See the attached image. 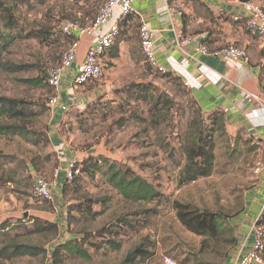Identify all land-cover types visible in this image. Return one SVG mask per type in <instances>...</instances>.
Segmentation results:
<instances>
[{"label": "rangeland", "instance_id": "obj_1", "mask_svg": "<svg viewBox=\"0 0 264 264\" xmlns=\"http://www.w3.org/2000/svg\"><path fill=\"white\" fill-rule=\"evenodd\" d=\"M98 2H12L13 6L18 4V40L4 54V61L21 69L9 72L0 68V96L23 99L39 114L28 121H14L33 132V139L0 134V153L14 157V161L5 159L3 165V175L11 177V182L0 184V223L9 220L13 229L9 228L10 235L6 236L0 232V248L18 242L37 245L43 253L21 256L6 248L0 264H54L51 252L61 242L89 235L90 241L100 245L107 236L99 232L115 225L123 232L116 237L122 244L120 250L110 246L97 249L87 241L89 259L64 255L58 264L117 263L140 243L152 253L145 264H164V256L173 257L179 264H226L238 255L233 221L248 207L260 178L256 168L261 146L247 132L232 134L225 120L213 125L181 81L147 63L133 67L124 62L113 64V84L86 106L75 104L59 113L60 103L48 104L51 95L60 96V89L55 91L46 83L48 69L59 64L68 45V40L57 33L56 16L80 20L81 13L82 17H91ZM35 79L39 83H34ZM89 85L104 84L99 80ZM199 122L203 132L211 130L214 135V172L182 184L181 172L187 161L184 144L190 134L198 133ZM58 135L63 143L55 147L53 139ZM67 149L81 163L95 158L103 164L107 158L131 167L159 187L164 197L151 203L128 202L93 162L87 163V171L75 181L64 184L59 204L37 197L35 178L41 176L55 183ZM176 201L219 215L222 231L218 237L188 230L178 218ZM145 209L150 210L146 215L142 213ZM125 216L135 229L119 221ZM36 218L44 222L43 226L57 223V230L35 231Z\"/></svg>", "mask_w": 264, "mask_h": 264}, {"label": "crops", "instance_id": "obj_2", "mask_svg": "<svg viewBox=\"0 0 264 264\" xmlns=\"http://www.w3.org/2000/svg\"><path fill=\"white\" fill-rule=\"evenodd\" d=\"M104 1L99 0L91 17H82L78 13L79 21L83 25L90 24ZM256 1L264 6V0ZM133 8L138 24L144 22L154 31L159 64L180 78L202 113L222 112L228 131L232 134L247 132L261 146V158L258 162H262L263 166L259 170V182L253 188L248 207L233 221L239 241L237 255L244 246V249L251 247L254 224L264 209V33L254 34L248 29L241 1L135 0ZM122 19L121 8L115 7L109 24L82 35L80 31L75 32L79 46L76 61L62 80L58 96L59 113L62 109L69 110L75 104L80 108L86 106L96 96L109 90L114 80L112 67L106 68L104 77L100 79L104 85L92 87L89 83L77 93H72L70 85L88 49L111 25ZM188 36L205 44L211 53L198 52L195 42L183 43ZM229 44L244 48L249 60H236L214 54V51ZM118 46V56L107 57L114 65L124 62L133 67L146 63L141 51L139 32L128 29L119 39ZM61 143L60 135L53 139L55 147ZM64 155L53 188V199L58 204L66 182L65 170L69 160L74 157L68 149ZM261 223L264 225V215ZM235 260L236 257L229 258L226 264H234Z\"/></svg>", "mask_w": 264, "mask_h": 264}, {"label": "trees", "instance_id": "obj_3", "mask_svg": "<svg viewBox=\"0 0 264 264\" xmlns=\"http://www.w3.org/2000/svg\"><path fill=\"white\" fill-rule=\"evenodd\" d=\"M12 2L13 0H0V68L9 72H17L21 69V66L10 65L6 61H4V54L9 50L10 46H12L18 40V17L16 14L18 4H14L13 6ZM119 27V35L117 36L112 47L109 49L107 57L115 58L118 56L119 39L123 37L124 34H126L128 29H133L135 32H139L140 30V24H138L134 14H129L128 16L123 17V19L119 22ZM57 33L61 34L60 32ZM64 37L68 40V43L73 40L72 37ZM112 65L113 63L109 61L107 69L112 67ZM161 74H164L168 77H174L181 81L179 77L174 76L169 72ZM46 78H48V74ZM34 81V83H39L38 79H35ZM46 83L49 86L47 81ZM38 114V111L34 110L33 106L23 99L0 96V134H18L23 136L27 140L33 139V132L29 131L27 128L22 127L21 125L14 124V121H28L32 118H36ZM208 116V118L212 120L213 125L222 123L225 120L224 114L220 111L208 113ZM4 118H7L12 123L9 121H3ZM201 124L202 123L199 122L198 133L190 134V138H188L189 142L184 144V151L187 156V161L183 166L181 172L182 184H188L190 182L196 181L201 177H208L214 172L216 145L214 135L211 133V130L208 133L206 132V130H204L203 132L202 128H200ZM11 158L12 157H10L9 155H3L0 153V184L2 182H11L12 180L11 177L6 178V173H4L3 175L4 160H8ZM12 161H14V157L12 158ZM103 161L104 163L102 162L103 164H100L99 162L95 161V158H92L88 161L84 160L82 163L80 162L78 164L80 173L77 174L71 182L75 181L81 173L87 171V163L93 162V166L95 169H101L103 175L106 177L108 184H110L115 190H117V192L128 202L151 203L161 200L164 197V194L159 187H157L154 183L148 181L143 176L139 175L131 167L121 166L116 162H110L107 160V158ZM71 182L66 181L65 183L67 184ZM175 206L178 209V218L180 222L188 230L201 236H208L213 238L218 237V234L222 231L221 222L218 218L219 215L214 214L208 210L200 211L197 209H193L191 205L183 204L178 201L175 202ZM149 212V209H145L142 211L144 215ZM94 213L96 214L99 212ZM137 214L141 213L138 212ZM8 221H3L0 223V232L6 233L1 234L2 236L10 235V232H7L9 231V228H11L9 227L10 222ZM119 221L122 222L123 225L131 226L133 229H135L136 227L130 222L128 218H126V216ZM43 223L44 222H41L37 218L34 219L33 225L35 226V231L49 230L50 232H55L57 230V223H52L45 226H43ZM113 227L114 229H116L115 231L114 229H104L99 232L101 236H107V238L102 241V244L100 245L94 244L93 241H90L89 235H84L83 238L74 237L72 239L61 242L51 252L52 259L54 260L52 261L54 262V264H58L59 261H62L64 255L89 259L90 254L88 252L87 246H85V242L87 241H89V243H91V245L93 247H96L97 249H101L103 246H110L114 250H120L122 244L120 241L116 240V237H119L121 234H123V232L119 225H115ZM6 248L12 249L13 254L15 253L16 255L21 256H40L43 253V249L37 245L10 242V244H8L7 246L0 248V258L5 255L4 250ZM151 257V250L145 247V243H140L129 250L120 262L107 264H145Z\"/></svg>", "mask_w": 264, "mask_h": 264}, {"label": "built area", "instance_id": "obj_4", "mask_svg": "<svg viewBox=\"0 0 264 264\" xmlns=\"http://www.w3.org/2000/svg\"><path fill=\"white\" fill-rule=\"evenodd\" d=\"M135 0H105L99 7L98 12L94 20L90 24L83 25L77 19H70L61 16H56L58 26L57 32H60L64 36L72 37L73 40L68 43L64 49L60 63L54 65L48 69L47 82L53 90L57 91L62 86V80L64 75L73 67L76 61L77 50L79 46V40L75 39V32L80 31V34H85L93 31L94 29L109 24L112 11L115 7L121 8L123 17L133 14L135 12L133 3ZM228 3L239 0H220ZM245 10V19L248 29L254 34L264 33V6L256 1L251 0L242 2ZM241 18V17H240ZM237 17V19H240ZM120 27L119 23L110 26L109 30L100 35L98 41L91 46L84 59L79 63L75 75L72 77L70 89L73 92H77L85 85L99 81L109 61L107 60L109 49L114 44L117 36L119 35ZM140 42L145 61L155 70L161 73H167L168 70L161 66L157 60L155 51V36L154 31L148 26V24L141 22L139 30ZM195 42L196 50L202 53H211L209 48L201 43L197 42L192 36H188L183 40V43ZM215 55L224 56L226 58L236 60H249L247 51L235 44H229L217 51H214ZM58 95L53 94L49 97V106H55L58 104ZM261 111V110H260ZM80 161L78 158L73 157L69 160L68 166L65 170L66 181L71 182L74 177L80 173L78 164ZM263 166L262 162L257 163L256 171L259 172ZM56 183L51 184L45 178L38 176L35 178L34 191L35 195L41 199H53V188ZM264 215V209L258 216L254 228V239L249 249H243L236 257L234 264H264V225L261 223ZM164 264H179L171 256L163 257Z\"/></svg>", "mask_w": 264, "mask_h": 264}, {"label": "water", "instance_id": "obj_5", "mask_svg": "<svg viewBox=\"0 0 264 264\" xmlns=\"http://www.w3.org/2000/svg\"><path fill=\"white\" fill-rule=\"evenodd\" d=\"M239 1H241V2H247V1H251V0H239Z\"/></svg>", "mask_w": 264, "mask_h": 264}]
</instances>
